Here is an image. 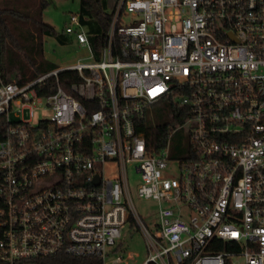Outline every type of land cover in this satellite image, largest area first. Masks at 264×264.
Returning <instances> with one entry per match:
<instances>
[{"label":"built area","instance_id":"obj_1","mask_svg":"<svg viewBox=\"0 0 264 264\" xmlns=\"http://www.w3.org/2000/svg\"><path fill=\"white\" fill-rule=\"evenodd\" d=\"M64 30L91 63L0 85L2 260L129 264L116 248L130 223L143 264H264V0H120L99 58L79 13ZM64 71L79 76L67 89ZM160 102L173 121L151 150L137 120ZM129 169L139 198L159 205L153 231Z\"/></svg>","mask_w":264,"mask_h":264},{"label":"trees","instance_id":"obj_2","mask_svg":"<svg viewBox=\"0 0 264 264\" xmlns=\"http://www.w3.org/2000/svg\"><path fill=\"white\" fill-rule=\"evenodd\" d=\"M119 1L81 0L79 14L97 58L107 44L108 33ZM36 2L6 0L0 5V85L14 80L25 83L59 68L45 58V37H53L61 44L70 43V37L65 30L58 32L44 20L43 13L51 1L36 0ZM30 23L32 27L28 26ZM32 69L36 72L30 73ZM15 72L18 74L16 75ZM78 79L79 76L74 71H64L60 74V83L66 89L71 81ZM50 88L52 91L41 90L40 93L42 95L53 93V85ZM166 106L172 113L174 104L167 102ZM145 115L137 120L138 131L145 135L151 150H158L163 146V139L169 130L170 123L155 124L147 120ZM6 128L5 119L0 117V141L5 138ZM0 264L7 263L0 257ZM42 264H99V260L73 258L62 254L45 259Z\"/></svg>","mask_w":264,"mask_h":264},{"label":"rangeland","instance_id":"obj_3","mask_svg":"<svg viewBox=\"0 0 264 264\" xmlns=\"http://www.w3.org/2000/svg\"><path fill=\"white\" fill-rule=\"evenodd\" d=\"M3 1L0 0V5ZM32 1V0H26ZM51 3L43 13L44 20L51 24L58 32L65 29V25L69 20L70 15L78 14L80 11L81 0H50ZM38 2V1H37ZM33 0V3H37ZM133 16L131 14L123 15L121 19L122 26H128L132 23ZM32 27V24H28ZM31 29V28H30ZM45 58L49 63H53L61 69L68 68L79 62L91 63L89 50L79 48L75 44H61L53 37H45L44 39ZM36 70H30V73H35ZM17 75L18 73L15 72ZM36 117L48 115L43 111V105L33 107ZM145 117L147 120L155 124L172 123L173 117L165 102H160L146 109ZM14 117V114H12ZM26 118H29L27 114ZM183 132H177L173 138V150L185 145V140L182 138ZM186 156V154H184ZM119 175L118 171L112 166L107 167L106 176L110 179H115ZM140 183L139 176L129 169L128 171V186L130 190L131 201L141 220L153 231L155 225L159 221L158 208L156 201L139 198L137 189ZM117 256L124 258L129 264H143L148 257L147 242L143 232L136 226L128 223L123 229V236L120 239L117 248ZM132 256L133 259L130 257ZM243 264V263H242Z\"/></svg>","mask_w":264,"mask_h":264},{"label":"crops","instance_id":"obj_4","mask_svg":"<svg viewBox=\"0 0 264 264\" xmlns=\"http://www.w3.org/2000/svg\"><path fill=\"white\" fill-rule=\"evenodd\" d=\"M69 37H70V43H69V44L73 43V44H75L76 46H78L79 48L81 47L82 49H83V48L86 49V47H83V46H81V45L78 44V42H77V40H76V38H75L74 36H69Z\"/></svg>","mask_w":264,"mask_h":264}]
</instances>
